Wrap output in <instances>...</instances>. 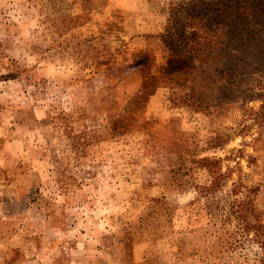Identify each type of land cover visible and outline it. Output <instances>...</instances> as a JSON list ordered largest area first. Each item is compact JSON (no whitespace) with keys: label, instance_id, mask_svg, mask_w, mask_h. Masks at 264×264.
<instances>
[{"label":"rangeland","instance_id":"rangeland-1","mask_svg":"<svg viewBox=\"0 0 264 264\" xmlns=\"http://www.w3.org/2000/svg\"><path fill=\"white\" fill-rule=\"evenodd\" d=\"M187 1L0 0V264H264V25L168 69Z\"/></svg>","mask_w":264,"mask_h":264},{"label":"trees","instance_id":"trees-1","mask_svg":"<svg viewBox=\"0 0 264 264\" xmlns=\"http://www.w3.org/2000/svg\"><path fill=\"white\" fill-rule=\"evenodd\" d=\"M169 22L171 25L162 35L170 52L168 69L193 66L205 52L203 46L212 43L217 50L214 57L223 60L221 72L227 74L241 64H250L256 56L252 42L263 40V35L250 28L252 22L264 25V0H188L172 5ZM156 80L151 74L145 78L141 87L145 101L146 96L155 93ZM186 97L197 98L194 91Z\"/></svg>","mask_w":264,"mask_h":264}]
</instances>
